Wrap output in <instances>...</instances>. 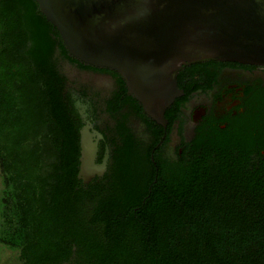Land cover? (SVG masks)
<instances>
[{"label":"trees","instance_id":"trees-1","mask_svg":"<svg viewBox=\"0 0 264 264\" xmlns=\"http://www.w3.org/2000/svg\"><path fill=\"white\" fill-rule=\"evenodd\" d=\"M57 54L92 68L69 55L35 0H0V244L21 264H264L260 119L203 134L172 163L154 153L164 131L138 105L153 145L141 150L120 124L108 171L85 186Z\"/></svg>","mask_w":264,"mask_h":264},{"label":"water","instance_id":"water-1","mask_svg":"<svg viewBox=\"0 0 264 264\" xmlns=\"http://www.w3.org/2000/svg\"><path fill=\"white\" fill-rule=\"evenodd\" d=\"M69 55L118 74L144 114L167 129L184 95L178 76L205 63L264 67V0H35ZM78 179L107 172L98 145L81 134Z\"/></svg>","mask_w":264,"mask_h":264},{"label":"flooded vegetation","instance_id":"flooded-vegetation-1","mask_svg":"<svg viewBox=\"0 0 264 264\" xmlns=\"http://www.w3.org/2000/svg\"><path fill=\"white\" fill-rule=\"evenodd\" d=\"M68 63L76 68L79 75L63 74L67 78L65 93L74 102L80 141L82 132L88 129L92 141L98 145V165L108 158V171L116 147L121 144L117 130L120 124L130 131L141 150L153 145L155 129L141 117L140 104L135 103L128 93L122 97L124 104L117 114L108 112V104L121 94L125 86L118 74ZM181 73L185 78H181L184 88L179 89L184 95L168 110L167 129L150 119L164 131L154 151L164 160L176 162L183 156L185 145L199 136L210 135L216 129L232 130L251 117H258L264 128V67L205 62L188 67ZM189 90H192L190 94ZM170 118H173L171 126Z\"/></svg>","mask_w":264,"mask_h":264},{"label":"rangeland","instance_id":"rangeland-1","mask_svg":"<svg viewBox=\"0 0 264 264\" xmlns=\"http://www.w3.org/2000/svg\"><path fill=\"white\" fill-rule=\"evenodd\" d=\"M57 57L59 59V68L62 74H65L68 76H74V75L78 76L79 75L78 71H76V68L74 66L70 65L67 61L60 58L59 54H57ZM139 135L141 136V134ZM174 137L176 138V136ZM3 190H4L3 180H2V176L0 172V201H1ZM1 225H2V222H1ZM0 264H21L18 252L13 251L5 247L4 245L0 244Z\"/></svg>","mask_w":264,"mask_h":264}]
</instances>
